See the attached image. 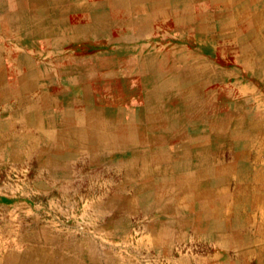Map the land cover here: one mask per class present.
<instances>
[{"label":"crops","instance_id":"obj_1","mask_svg":"<svg viewBox=\"0 0 264 264\" xmlns=\"http://www.w3.org/2000/svg\"><path fill=\"white\" fill-rule=\"evenodd\" d=\"M263 3L0 0V114L123 167L146 251L264 264Z\"/></svg>","mask_w":264,"mask_h":264},{"label":"rangeland","instance_id":"obj_2","mask_svg":"<svg viewBox=\"0 0 264 264\" xmlns=\"http://www.w3.org/2000/svg\"><path fill=\"white\" fill-rule=\"evenodd\" d=\"M40 115L43 127L50 115ZM6 117L0 114V264H170L178 257V244L165 251L155 241L145 250L139 235L150 227L132 222L147 211L131 203L137 196L117 195V184L130 185L117 179L123 167L54 131L35 136L26 130L33 114Z\"/></svg>","mask_w":264,"mask_h":264}]
</instances>
